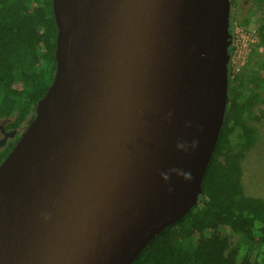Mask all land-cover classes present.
Masks as SVG:
<instances>
[{
  "label": "water",
  "instance_id": "water-1",
  "mask_svg": "<svg viewBox=\"0 0 264 264\" xmlns=\"http://www.w3.org/2000/svg\"><path fill=\"white\" fill-rule=\"evenodd\" d=\"M52 5L56 72L0 163V264H131L198 201L228 100L230 0Z\"/></svg>",
  "mask_w": 264,
  "mask_h": 264
},
{
  "label": "trees",
  "instance_id": "trees-1",
  "mask_svg": "<svg viewBox=\"0 0 264 264\" xmlns=\"http://www.w3.org/2000/svg\"><path fill=\"white\" fill-rule=\"evenodd\" d=\"M248 23V17L240 22ZM56 34L52 0H0V118L8 120L7 129L27 126L51 85ZM233 51L231 40L229 55ZM228 66L224 120L198 201L158 233L131 264H264V199L245 194L240 166L244 151L257 139L256 129L245 119H261L263 74L231 77L230 61ZM14 144L0 150V163ZM226 229L234 234L233 241Z\"/></svg>",
  "mask_w": 264,
  "mask_h": 264
},
{
  "label": "rangeland",
  "instance_id": "rangeland-1",
  "mask_svg": "<svg viewBox=\"0 0 264 264\" xmlns=\"http://www.w3.org/2000/svg\"><path fill=\"white\" fill-rule=\"evenodd\" d=\"M230 11L234 12V18H231L234 21V29L231 32L234 51L232 56L229 55L232 65L231 77L240 76L246 79L249 75L262 72L261 79L264 80V71L260 69V65L264 66V0H230ZM244 17L249 18L247 25L240 24ZM261 91L260 95L264 97V87ZM260 109L261 119L250 117L245 119L256 129L257 139L249 149L244 151L240 158V166L241 183L245 194L264 199V101L261 102ZM7 121L0 118V125H6ZM25 127L20 129L23 131ZM236 134L237 132L233 133L232 137L237 136ZM5 146L9 144H0V150H3ZM224 232L229 236L230 241L235 239L230 230L226 229Z\"/></svg>",
  "mask_w": 264,
  "mask_h": 264
},
{
  "label": "flooded vegetation",
  "instance_id": "flooded-vegetation-1",
  "mask_svg": "<svg viewBox=\"0 0 264 264\" xmlns=\"http://www.w3.org/2000/svg\"><path fill=\"white\" fill-rule=\"evenodd\" d=\"M0 134H1V140L6 136V139L3 141V144L10 145V143H16L19 139L21 133L23 132L21 129H7L5 125H0ZM7 147V146H5Z\"/></svg>",
  "mask_w": 264,
  "mask_h": 264
},
{
  "label": "clouds",
  "instance_id": "clouds-1",
  "mask_svg": "<svg viewBox=\"0 0 264 264\" xmlns=\"http://www.w3.org/2000/svg\"><path fill=\"white\" fill-rule=\"evenodd\" d=\"M198 141L197 140H193L191 145H189L188 147H185L184 145H178V147L183 148L185 151H187L189 148L191 149H195L198 146ZM185 178L190 179L191 178V174L190 173H185Z\"/></svg>",
  "mask_w": 264,
  "mask_h": 264
}]
</instances>
